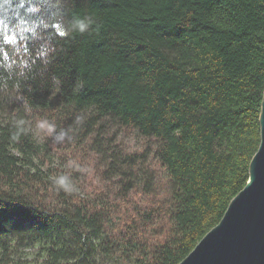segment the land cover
Returning a JSON list of instances; mask_svg holds the SVG:
<instances>
[{
	"label": "trees",
	"instance_id": "obj_1",
	"mask_svg": "<svg viewBox=\"0 0 264 264\" xmlns=\"http://www.w3.org/2000/svg\"><path fill=\"white\" fill-rule=\"evenodd\" d=\"M19 2L43 55L0 32V264H179L260 145L264 0Z\"/></svg>",
	"mask_w": 264,
	"mask_h": 264
},
{
	"label": "water",
	"instance_id": "obj_2",
	"mask_svg": "<svg viewBox=\"0 0 264 264\" xmlns=\"http://www.w3.org/2000/svg\"><path fill=\"white\" fill-rule=\"evenodd\" d=\"M260 125L261 141L247 184L179 264H264V95Z\"/></svg>",
	"mask_w": 264,
	"mask_h": 264
},
{
	"label": "snow or ice",
	"instance_id": "obj_3",
	"mask_svg": "<svg viewBox=\"0 0 264 264\" xmlns=\"http://www.w3.org/2000/svg\"><path fill=\"white\" fill-rule=\"evenodd\" d=\"M7 2V0H6ZM25 6V0H20L18 7L24 8ZM29 11L35 12L37 9L30 8ZM19 16V14H17ZM22 24H27L26 20L21 21ZM54 28H59V25H53ZM16 28L18 31H16V34H10L9 33V22H7L4 19H0V32L3 33L2 36V45L3 46H11V45H18V47H22L23 51L25 53H28L30 51V47H34L35 51L33 52V55L36 57H40L43 55L41 51V43L44 39L43 36H39L36 34L35 30L32 28L27 27H20V25H17ZM29 35H25V34ZM59 36H64L63 32H58ZM3 46H0V59L7 58L9 56V52L5 50Z\"/></svg>",
	"mask_w": 264,
	"mask_h": 264
},
{
	"label": "rangeland",
	"instance_id": "obj_4",
	"mask_svg": "<svg viewBox=\"0 0 264 264\" xmlns=\"http://www.w3.org/2000/svg\"><path fill=\"white\" fill-rule=\"evenodd\" d=\"M34 130H37V127L32 125ZM38 131V130H37ZM39 132V131H38ZM40 135V133H38ZM39 255V249L34 246L25 247L24 251L22 250L23 260L28 261V264H34L36 257Z\"/></svg>",
	"mask_w": 264,
	"mask_h": 264
}]
</instances>
